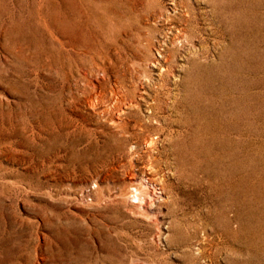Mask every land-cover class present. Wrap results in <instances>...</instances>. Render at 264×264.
I'll return each instance as SVG.
<instances>
[{"label": "rangeland", "instance_id": "rangeland-1", "mask_svg": "<svg viewBox=\"0 0 264 264\" xmlns=\"http://www.w3.org/2000/svg\"><path fill=\"white\" fill-rule=\"evenodd\" d=\"M0 264H264V0H0Z\"/></svg>", "mask_w": 264, "mask_h": 264}, {"label": "bare ground", "instance_id": "bare-ground-1", "mask_svg": "<svg viewBox=\"0 0 264 264\" xmlns=\"http://www.w3.org/2000/svg\"><path fill=\"white\" fill-rule=\"evenodd\" d=\"M121 111H124V110H121ZM118 118V117H117ZM152 142L153 140L150 139L148 142H145V145L146 146H151L152 145ZM149 167H151V164L150 162L148 161V164H147ZM130 182H131V187L128 191L126 192H123V191H119L118 192V197L119 198H123L125 195L127 196L126 198V202L129 206L135 208L137 207L139 201H141L139 203V205L141 207H143V202L147 203L146 201L152 197V194L156 193L155 191V188H154V185L152 187H148V186H151L153 184L152 181L149 180L148 177L145 178V180L141 181L140 183L139 182H136V176L134 173H131L130 174ZM95 184H93V186H91V192L93 193L94 192V188H95ZM151 188V189H150ZM134 198L135 201H132L131 199Z\"/></svg>", "mask_w": 264, "mask_h": 264}]
</instances>
